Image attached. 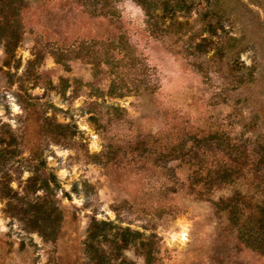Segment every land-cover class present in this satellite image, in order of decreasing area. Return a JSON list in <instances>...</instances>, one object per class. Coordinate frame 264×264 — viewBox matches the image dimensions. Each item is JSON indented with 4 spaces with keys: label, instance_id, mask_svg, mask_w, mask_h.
<instances>
[{
    "label": "rangeland",
    "instance_id": "374dc122",
    "mask_svg": "<svg viewBox=\"0 0 264 264\" xmlns=\"http://www.w3.org/2000/svg\"><path fill=\"white\" fill-rule=\"evenodd\" d=\"M92 2L22 0L0 47V187L20 197L0 196V264H89L92 219L152 241L147 264H264L238 232L264 216V0H183L157 31L131 0ZM34 171L59 185L35 192L53 240L29 225Z\"/></svg>",
    "mask_w": 264,
    "mask_h": 264
},
{
    "label": "trees",
    "instance_id": "16d2710c",
    "mask_svg": "<svg viewBox=\"0 0 264 264\" xmlns=\"http://www.w3.org/2000/svg\"><path fill=\"white\" fill-rule=\"evenodd\" d=\"M22 0H0V47L10 55L12 49L16 46L18 40V32L20 29V21L16 17V12L20 8ZM98 1L100 5L97 8ZM118 0H93L92 12L93 14L106 16L114 15L116 13L115 3ZM136 3L143 10L146 16L147 24L152 31H157L156 25L164 18L170 20L169 24H172L174 16L179 11L188 12L191 8L188 2L183 0H131ZM10 14L14 15L10 18ZM4 149H0V156L5 155ZM59 187L57 179L54 173L49 172L46 177L40 176L37 171H34L32 176L28 177L26 184L22 191H24V197L28 198V195L35 196L34 203H32L29 209L30 219L29 225L35 229L44 239L53 240L57 234L56 224L60 220V214L58 208L51 201H44L39 203L37 200L39 196L35 193L38 189L51 194L55 188ZM9 193L10 196H7ZM9 186L0 187V196L4 195L9 201L18 200L16 191H13ZM13 205L18 203L10 202ZM264 206V202L261 203ZM228 216L233 218V208H227ZM264 213V208L258 206V214L261 216ZM258 221L261 222V233H258L257 237L247 234L245 231H238L242 241L249 247L258 251H264V216L258 217ZM263 229V230H262ZM139 234L129 228H122L112 224V222L104 220L92 219L86 230L84 240V255L86 261L89 264H131L124 256L122 252L128 248L131 244L140 249V252L145 258L146 264L150 262L153 254L152 241L145 244L143 240H139L138 244L135 243V237ZM139 246V247H138Z\"/></svg>",
    "mask_w": 264,
    "mask_h": 264
}]
</instances>
